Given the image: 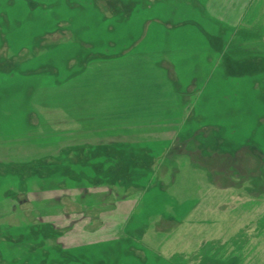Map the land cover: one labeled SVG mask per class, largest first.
Here are the masks:
<instances>
[{
	"label": "rangeland",
	"instance_id": "rangeland-1",
	"mask_svg": "<svg viewBox=\"0 0 264 264\" xmlns=\"http://www.w3.org/2000/svg\"><path fill=\"white\" fill-rule=\"evenodd\" d=\"M225 1L0 0V264H264V0Z\"/></svg>",
	"mask_w": 264,
	"mask_h": 264
},
{
	"label": "crops",
	"instance_id": "crops-1",
	"mask_svg": "<svg viewBox=\"0 0 264 264\" xmlns=\"http://www.w3.org/2000/svg\"><path fill=\"white\" fill-rule=\"evenodd\" d=\"M255 1L259 2V0H226L225 3L224 2H222V3H224L225 10H228L227 11V18H228V15L230 14V10L231 9L235 10L238 8H240V11H242V13H244L243 15L245 16V13H246V11L249 10L251 3L255 2ZM209 9H211V8H209ZM240 20H243V18L240 19V15H239V21ZM233 21L235 22V20H233Z\"/></svg>",
	"mask_w": 264,
	"mask_h": 264
},
{
	"label": "trees",
	"instance_id": "trees-1",
	"mask_svg": "<svg viewBox=\"0 0 264 264\" xmlns=\"http://www.w3.org/2000/svg\"><path fill=\"white\" fill-rule=\"evenodd\" d=\"M243 14L244 13H242V11H240L239 9H235L231 12V15H228V18L231 17L233 20H235V22H240L241 20L239 21V15L241 19V18H244Z\"/></svg>",
	"mask_w": 264,
	"mask_h": 264
}]
</instances>
